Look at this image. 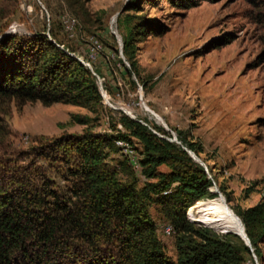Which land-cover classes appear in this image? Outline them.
Listing matches in <instances>:
<instances>
[{"label":"rangeland","instance_id":"obj_1","mask_svg":"<svg viewBox=\"0 0 264 264\" xmlns=\"http://www.w3.org/2000/svg\"><path fill=\"white\" fill-rule=\"evenodd\" d=\"M129 1L0 0V55L7 37L42 32L54 41L52 28L58 46L95 77L101 97L95 112L62 102L0 97V181L12 169L37 165L53 181L54 191L70 196L77 184L70 172L76 155L68 147L66 152L62 147L60 153L46 152L64 137L127 134L122 120L128 118L160 138L169 140L174 133L177 141L171 142L177 145L180 140L194 145L199 153L193 155L206 165L207 179L213 178L219 191L215 200L228 199L227 206L241 219L243 210L264 200V0H194L197 5L191 8L141 0L139 7L126 9ZM140 16L159 21L166 31L142 35L134 29ZM129 31L134 32L140 79L127 74L131 67L119 52ZM91 47L97 48L94 56ZM76 116L87 117V124L78 123ZM104 151L105 162L119 178L135 177L138 187L144 185L148 177L139 163L144 150L137 138L110 140ZM168 171L165 165L156 167V172ZM196 203L186 211L195 229H209L240 245L243 240L231 236L235 233L229 224L201 217L211 208L194 221ZM148 210L167 257L176 261V230L163 231L171 223L160 205L151 204ZM258 247L261 263L251 253L253 260L248 256L244 264H264V239Z\"/></svg>","mask_w":264,"mask_h":264},{"label":"trees","instance_id":"obj_2","mask_svg":"<svg viewBox=\"0 0 264 264\" xmlns=\"http://www.w3.org/2000/svg\"><path fill=\"white\" fill-rule=\"evenodd\" d=\"M140 1L130 0L126 9L139 7ZM167 1L185 8L197 5L194 0ZM134 29H141V34L146 35L162 34L167 28L159 21L140 16ZM133 33L129 31L123 37L122 54L131 67L127 74L133 72L140 79ZM49 34L54 41L42 32L3 40L0 97L40 101L45 105L62 102L95 112L101 107L95 77L58 46L52 28ZM14 39L17 48L13 47ZM75 118L78 123L87 124V117ZM122 122L127 134L105 139L91 133L64 137L46 152L47 156L60 153L62 147L76 155L75 168L70 172L77 184L70 196L54 191L53 181L37 165L19 171L12 169L0 181V264H244L248 256L253 260L251 253L261 263L258 246L264 239V200L241 214L253 251L243 241L237 246L209 229H195L186 211L198 201L193 210L196 219L203 208H211V202L219 198L214 179H207L204 168L184 147L195 154L198 150L182 140L177 145L160 138L135 120L123 118ZM130 137L142 143L140 166L145 167L146 178H154H147L141 187L135 177L119 178L118 171L105 162L104 149L110 140L127 141ZM160 165L167 166L169 171L156 172ZM151 204L161 206L177 232L176 261L167 257L157 237L148 210ZM211 228L230 235L216 225ZM193 235L198 239L190 240ZM231 236L238 238L236 234Z\"/></svg>","mask_w":264,"mask_h":264},{"label":"bare ground","instance_id":"obj_3","mask_svg":"<svg viewBox=\"0 0 264 264\" xmlns=\"http://www.w3.org/2000/svg\"><path fill=\"white\" fill-rule=\"evenodd\" d=\"M144 107L147 110H149L148 107H146L145 105ZM120 144H122V142H120ZM225 201L227 203L226 199ZM226 203H224V201H221V200H215L213 202L214 207L209 209L207 213L206 211L208 208L207 209L203 208L206 211H204L203 209L201 210L202 212L204 211V213H206V214L201 215V217L205 219H209L210 217H215L216 221L229 224V226H231L235 234L241 235V221L242 220L238 218V216L227 206ZM197 220L198 219H195L194 221H197ZM226 232L227 231H223L222 233H226Z\"/></svg>","mask_w":264,"mask_h":264},{"label":"water","instance_id":"obj_4","mask_svg":"<svg viewBox=\"0 0 264 264\" xmlns=\"http://www.w3.org/2000/svg\"><path fill=\"white\" fill-rule=\"evenodd\" d=\"M119 52H120V54L122 53V47H120V51H119ZM127 113H129V112H127ZM129 114H130V113H129ZM164 128H165V129H168V128L166 127L165 124H164ZM169 140H170V141H177V140H176V137H175V135H174V133H172V138H170ZM184 150L188 153V155H189L194 161H196L197 163H199V165L203 166V167L205 168V171L207 172V167H206V165H205V164H204V163H203L198 157H196L195 155H193L194 152H192L190 149H187V148H185V147H184ZM213 184H215V183H213ZM213 186H215V185H213ZM239 236H240V238L243 240V242L245 243V245L248 246V247L250 248L251 251H253V249H252V247H251L250 240H249L247 234L245 233L244 225H243L242 221H241V235H239Z\"/></svg>","mask_w":264,"mask_h":264},{"label":"built area","instance_id":"obj_5","mask_svg":"<svg viewBox=\"0 0 264 264\" xmlns=\"http://www.w3.org/2000/svg\"><path fill=\"white\" fill-rule=\"evenodd\" d=\"M97 48L96 47H91L90 48V53L91 56H94L96 53ZM163 231L165 232V234H170L171 232H173V229L170 225H166L163 229Z\"/></svg>","mask_w":264,"mask_h":264}]
</instances>
